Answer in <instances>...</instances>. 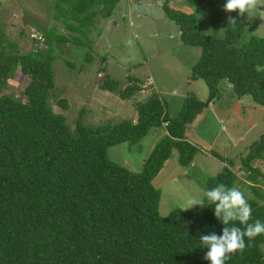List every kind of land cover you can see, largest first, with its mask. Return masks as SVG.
Segmentation results:
<instances>
[{
	"label": "trees",
	"instance_id": "obj_1",
	"mask_svg": "<svg viewBox=\"0 0 264 264\" xmlns=\"http://www.w3.org/2000/svg\"><path fill=\"white\" fill-rule=\"evenodd\" d=\"M119 1L56 0L53 18L61 19L79 36L69 39L43 30L44 37L48 42L83 45L86 32L101 14L99 10L106 9L102 15L108 17ZM189 2L201 5L198 12L207 13L214 26L224 28L225 33L220 39L202 34L198 29L201 21L194 13L164 9L168 20L178 26L180 41L201 49L190 77L203 80L208 89L204 102L186 98L175 119L169 117L158 96L151 95L135 102V122L90 127L80 122V113L72 130L66 117L49 105L53 62L58 56L54 48L21 52L0 29V264H210L203 258L207 249L202 248L199 236L213 231L223 235L224 226L214 216V205L203 197L205 207L177 209L160 216L161 192L153 181L175 149L181 167L188 169L194 163L199 149L186 139V129L219 97L218 83L228 82L238 99L250 96L264 107V38L251 35L243 39L245 16L238 12L230 14L237 19V24L230 26L211 10L209 2ZM85 61L90 63L91 55L85 56ZM17 70L28 78L24 102L1 94L4 81ZM116 86L117 82L107 81L101 89L114 92ZM136 90L135 85L128 86L119 97L129 100ZM66 104L64 99L58 102L60 107ZM154 128H164L165 134L140 172L108 159L109 147L137 145ZM249 150L242 169L248 173L247 186L258 198L245 196L252 208L248 223L264 222V203L258 200L263 198L260 185L264 178L251 165L253 159L261 158L264 135ZM226 160L222 158L223 164ZM208 181L206 191L220 183L236 187L238 177L223 165ZM244 239L245 249L229 254L225 264H264V234Z\"/></svg>",
	"mask_w": 264,
	"mask_h": 264
},
{
	"label": "rangeland",
	"instance_id": "obj_2",
	"mask_svg": "<svg viewBox=\"0 0 264 264\" xmlns=\"http://www.w3.org/2000/svg\"><path fill=\"white\" fill-rule=\"evenodd\" d=\"M150 1L155 4L149 8ZM189 1L186 0L185 4L194 9V17L201 21V27L198 24L201 33L222 38L225 29L214 26L207 13L198 12L202 6ZM55 2L0 0V29L1 34L21 52L35 47L43 51L50 46L54 48L58 56L53 62L54 88L49 94V105L54 112L66 117L72 130L80 113V122L90 127L108 122L135 121V102H143L151 95L158 96L171 119L177 117L186 98L206 101L208 89L204 81L190 77V69L201 49L180 41L178 26L168 20L164 11L165 8L180 11L178 8L184 6V0H146L143 4L146 10L144 22L124 15L123 8L110 18L102 15L106 9H100L101 14L93 20L85 39H82L83 45L79 46L45 39L43 30L69 39L79 36L68 30L61 19L53 18ZM208 2L212 11L227 20L231 13L222 10L225 0H204V4ZM61 5L65 7V4ZM244 16L242 38L249 39L251 35L264 38V29L259 30L264 20L258 13L252 19L247 14ZM88 55H91L90 63L85 61ZM65 62L73 65L68 66ZM147 79L154 83L148 93L135 91L131 99L121 101L120 91ZM107 81L117 82L114 92L101 89ZM27 83L28 78L17 70L4 81L1 94H10L24 102L23 91ZM218 85L220 93L213 106L205 107L186 129V137L199 149L194 165L188 169L181 167L178 150L175 149L163 171L153 181L161 192L160 216H167L177 209H191L188 201L203 198L208 180L216 176L223 165L229 166L238 177L236 188L249 198H258L247 186L250 185L248 173L242 169V160L248 155L250 146L264 135V107L256 105L250 96L238 99L225 81ZM62 99L66 100V107L58 105ZM163 129H152L137 145L123 143L109 147L108 159L130 171L140 172L144 160L164 136ZM222 158L233 163L226 160L223 164ZM251 165L258 168L264 178V150L261 158L253 159ZM261 183L263 198L258 200L264 203V179ZM261 249L264 253V244Z\"/></svg>",
	"mask_w": 264,
	"mask_h": 264
},
{
	"label": "clouds",
	"instance_id": "obj_3",
	"mask_svg": "<svg viewBox=\"0 0 264 264\" xmlns=\"http://www.w3.org/2000/svg\"><path fill=\"white\" fill-rule=\"evenodd\" d=\"M261 8H264V0H225L222 10L226 13L238 12L240 17L247 14L249 19L258 13V16L264 20V11H261L263 10ZM227 21L230 26L237 24V19L231 15L227 17ZM260 29H264V25H261ZM148 80L150 79L146 81ZM139 84L142 83L135 82L136 91H139L137 86ZM153 84L148 92L154 87ZM203 197L206 198L209 205H214V216L224 226L222 236H218L214 231L208 235L201 234L199 236L202 248L207 249L203 258L210 264H225L229 259V254L245 249V237L252 239L264 234V222L257 219L254 223H248L252 215L251 205L247 202L244 193L235 186L228 188L225 184L220 183L203 192ZM204 198L189 200L188 204L191 208L194 206L205 207ZM234 221L243 227L236 226L233 224Z\"/></svg>",
	"mask_w": 264,
	"mask_h": 264
},
{
	"label": "crops",
	"instance_id": "obj_4",
	"mask_svg": "<svg viewBox=\"0 0 264 264\" xmlns=\"http://www.w3.org/2000/svg\"><path fill=\"white\" fill-rule=\"evenodd\" d=\"M144 3H146V0H120L117 3V5H116V7L113 10V12H112L111 15H113V14H119L118 9L119 8H121V9L123 8V11H124L123 14L124 15L128 16L129 18L136 17L138 20H140V21L143 20V22H144L146 20V15L144 14V12L146 10L143 9L144 8V6H143ZM170 3H172V2H170ZM185 3H186V0H184V6H182L181 8H178V10H180L182 12H186V13H194V9L189 8V6L186 5ZM152 4L154 5L155 2L150 1L148 3V7L150 8L151 6H149V5H152ZM111 15L108 16V17H106V18H110ZM212 106L213 105L211 104L210 107H212ZM134 115L136 116V113ZM164 134H165V130H164ZM186 139L188 140L187 137H186ZM188 141L190 142V140H188ZM193 165H194V163L191 164V166H193Z\"/></svg>",
	"mask_w": 264,
	"mask_h": 264
},
{
	"label": "built area",
	"instance_id": "obj_5",
	"mask_svg": "<svg viewBox=\"0 0 264 264\" xmlns=\"http://www.w3.org/2000/svg\"><path fill=\"white\" fill-rule=\"evenodd\" d=\"M137 86H138L139 92L146 93L149 90V88L152 87V81L148 80V81L143 82L142 84H139Z\"/></svg>",
	"mask_w": 264,
	"mask_h": 264
}]
</instances>
